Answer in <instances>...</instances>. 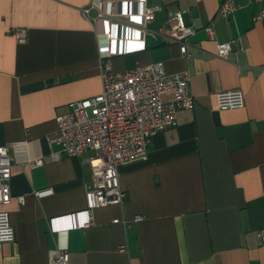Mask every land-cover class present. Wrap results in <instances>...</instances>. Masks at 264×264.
<instances>
[{
  "label": "crops",
  "instance_id": "1",
  "mask_svg": "<svg viewBox=\"0 0 264 264\" xmlns=\"http://www.w3.org/2000/svg\"><path fill=\"white\" fill-rule=\"evenodd\" d=\"M234 1L224 18L221 0H0V145L13 164L11 200L0 209L16 236L0 243V264H50L58 248L68 264H264V19L255 20L264 0ZM92 3L104 14L94 23L82 14ZM155 5L161 10L142 25ZM177 10L195 28L188 60L167 38ZM15 27L28 30L25 43L10 35ZM231 40L229 57H217V43ZM106 49L117 71L162 61L168 74L188 72L195 106L179 110L143 157L118 167L121 205L65 231L62 217L85 210L92 152L53 160L58 147L47 136L70 102L101 91ZM226 90H241L244 107L219 110ZM136 214L143 219L128 227L113 222Z\"/></svg>",
  "mask_w": 264,
  "mask_h": 264
},
{
  "label": "built area",
  "instance_id": "2",
  "mask_svg": "<svg viewBox=\"0 0 264 264\" xmlns=\"http://www.w3.org/2000/svg\"><path fill=\"white\" fill-rule=\"evenodd\" d=\"M260 3L262 0H249ZM238 9L234 0H221L219 15L228 18ZM96 10V16L91 11ZM161 10L158 5L145 7L142 25L154 19ZM85 19L97 22L104 17L103 12L94 3L82 8ZM264 19V10L255 16V20ZM210 39H215L212 23L204 26ZM17 42L27 41L28 30L23 27L10 29ZM195 28L182 20L181 11L170 13L167 38L179 44L180 53L188 60V39ZM110 33L99 35L101 44L108 46ZM234 41L219 42L216 56L227 59L232 53ZM101 91L93 96L70 102L69 109L55 118L56 129L47 136L53 160L63 156H78L90 151L87 158L91 182L85 185V210L63 216L65 231L87 227L92 223L91 212L108 205H121L125 193L121 188L118 167L133 159L143 157L152 137L176 123L177 112L192 109L195 99L190 91L188 72L168 74L164 62L157 61L131 69L117 71L110 61L108 50L100 53ZM219 110L243 108L245 97L241 90H226L216 96ZM32 167L42 165L38 158L30 162ZM13 164L7 147L0 145V206L11 200V177ZM22 200V198H20ZM143 216L136 214L132 219H115L113 222L128 227L139 222ZM54 229L57 230L56 226ZM15 229L11 224L8 211L0 209V243L14 242ZM258 238L264 244V227L258 231ZM69 254L65 248L51 252L50 264H68Z\"/></svg>",
  "mask_w": 264,
  "mask_h": 264
}]
</instances>
